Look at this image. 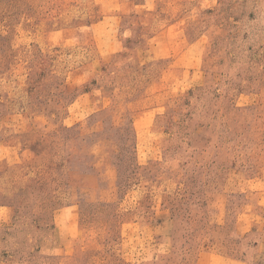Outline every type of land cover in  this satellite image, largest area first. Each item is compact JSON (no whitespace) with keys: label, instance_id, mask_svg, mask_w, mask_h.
Returning a JSON list of instances; mask_svg holds the SVG:
<instances>
[{"label":"rangeland","instance_id":"374dc122","mask_svg":"<svg viewBox=\"0 0 264 264\" xmlns=\"http://www.w3.org/2000/svg\"><path fill=\"white\" fill-rule=\"evenodd\" d=\"M264 264V0H0V264Z\"/></svg>","mask_w":264,"mask_h":264},{"label":"crops","instance_id":"0c3cea01","mask_svg":"<svg viewBox=\"0 0 264 264\" xmlns=\"http://www.w3.org/2000/svg\"><path fill=\"white\" fill-rule=\"evenodd\" d=\"M228 264V263H227Z\"/></svg>","mask_w":264,"mask_h":264}]
</instances>
